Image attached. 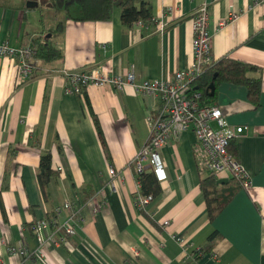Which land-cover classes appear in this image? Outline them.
Instances as JSON below:
<instances>
[{"label":"crops","instance_id":"obj_1","mask_svg":"<svg viewBox=\"0 0 264 264\" xmlns=\"http://www.w3.org/2000/svg\"><path fill=\"white\" fill-rule=\"evenodd\" d=\"M27 2L0 0V41L26 46L41 35L61 46L64 57H32L33 73L18 81L20 58L0 56V264H183L187 248L178 234L190 250L205 249L200 264H264V3L152 0L154 16L164 15L163 31L125 25L117 5L103 21L74 20L62 11L64 30L51 35L58 21L46 19L45 12L53 7L46 0L35 6ZM203 2L209 3L216 59L253 64L247 74L260 80L257 100L247 84L227 79L217 80L210 95L227 121L215 129L230 136L232 152L249 173V184L238 187L213 219L192 129L170 136L160 148L167 177L159 180L161 191L148 204H136L141 188L133 158L148 138V117L157 116L163 105L162 93L143 95L132 83L91 84L83 93H67L64 73L105 67L125 76L134 65L137 82L174 79L194 59L193 13ZM231 10L239 17L220 24ZM239 125L248 128L238 133ZM47 151L56 175L45 195L39 171ZM111 165L115 175L109 173ZM223 177L237 186L232 174ZM103 197L108 205L95 214ZM65 199L82 204L83 219L66 241L47 240L42 246L33 223L52 215ZM69 216L65 209L60 220ZM60 232L65 234L63 228ZM18 241L27 246L25 259L11 253Z\"/></svg>","mask_w":264,"mask_h":264},{"label":"built area","instance_id":"obj_2","mask_svg":"<svg viewBox=\"0 0 264 264\" xmlns=\"http://www.w3.org/2000/svg\"><path fill=\"white\" fill-rule=\"evenodd\" d=\"M262 3L264 0H254L255 5ZM163 16V14L162 16H153L150 23L142 19L134 23L151 28V31H163L166 25ZM238 17L239 13L231 10L229 16L221 20L220 24H226L229 20H235ZM210 23L209 3L203 2L193 13L194 59L187 67L178 69L174 79L147 78L137 82L134 65H131L125 76L113 75L110 69L105 67L90 70L64 69L65 91L67 93H83L86 87L91 84H112L122 88L126 83H132L136 90L143 95L162 93L163 105L157 116L148 117L150 127L148 138L133 158L138 174L149 168L155 173L158 180L165 179L167 172L160 148L167 143L170 136L179 137L183 131L192 129L197 137L194 155L202 173H212L221 178L225 176V172H230V174L241 178L244 186L249 184L248 171L230 149V136L215 129V125L220 128L227 125L222 108L215 103H204L201 91L194 87L205 68L217 60L212 52L213 37L209 30ZM33 52L32 43L26 46H15L7 41H0V56L10 55L20 58L18 61V81H23L33 73L35 68V63L32 60ZM247 128L246 125H239L236 131L241 133ZM109 173L115 175L117 169L111 165ZM153 198V194H144L139 191L136 196V204L144 207ZM107 205L108 201L103 197L94 206V213H99ZM65 209L70 211V216L65 220H60V214ZM81 210L82 204L71 199H65L55 206L52 215L34 221L33 228L39 243L43 246L47 240H51L55 244H59L66 241L67 236L75 234L77 224L83 219L80 215ZM49 228L52 229L48 232ZM62 228L65 230V234L60 232ZM176 239L187 248L183 264H200L198 249L190 250V244L181 234L176 235ZM10 250L11 253L23 257V259L28 253L27 246L23 241H18L16 245L11 246ZM22 264L27 263L23 260Z\"/></svg>","mask_w":264,"mask_h":264},{"label":"trees","instance_id":"obj_3","mask_svg":"<svg viewBox=\"0 0 264 264\" xmlns=\"http://www.w3.org/2000/svg\"><path fill=\"white\" fill-rule=\"evenodd\" d=\"M57 12H64L66 18L74 20H109L112 17L114 7L117 5L122 9V22L127 26H132L135 21L142 19L150 23L154 16L152 0H46ZM65 20H59L55 28L50 29L51 35L60 34L64 30ZM32 57L44 61H53L64 57V49L53 42L50 38L41 35L34 38ZM255 66L242 59L218 58L214 63L208 65L202 75L194 84L202 93V100L207 104L211 102V83H217L219 79H227L236 83L248 85L249 93L254 100L258 98L260 90V80L257 77L248 76V71ZM231 149V148H230ZM232 150V149H231ZM52 154L47 151L42 154L39 180L47 195V186L51 177L56 175L52 167ZM140 188L144 194L156 195L161 191L160 181L152 170H144L138 174ZM215 174H204L201 180V188L204 193L208 216L213 219L222 208L232 198L238 187H242L243 180L232 175L231 180H235L237 186L228 183H218ZM212 234L210 238H213ZM205 252L204 248H199V257Z\"/></svg>","mask_w":264,"mask_h":264},{"label":"water","instance_id":"obj_4","mask_svg":"<svg viewBox=\"0 0 264 264\" xmlns=\"http://www.w3.org/2000/svg\"><path fill=\"white\" fill-rule=\"evenodd\" d=\"M37 4H38V0H28V2H27L28 6H35ZM210 87H211L210 95H213L214 90H215V83L212 82ZM227 181H228V178H225V177L218 178V180H217L218 183H226Z\"/></svg>","mask_w":264,"mask_h":264},{"label":"rangeland","instance_id":"obj_5","mask_svg":"<svg viewBox=\"0 0 264 264\" xmlns=\"http://www.w3.org/2000/svg\"><path fill=\"white\" fill-rule=\"evenodd\" d=\"M45 17H46V19H48V20H50V19H55L56 18V20L57 21H59V13L56 11V10H54L53 9V11L52 12H50V11H46L45 12ZM225 175L226 174H230V172H225L224 173Z\"/></svg>","mask_w":264,"mask_h":264}]
</instances>
